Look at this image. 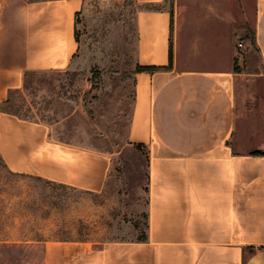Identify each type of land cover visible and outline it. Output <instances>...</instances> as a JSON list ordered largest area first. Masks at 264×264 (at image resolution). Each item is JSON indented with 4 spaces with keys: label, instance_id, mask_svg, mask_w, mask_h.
<instances>
[{
    "label": "crops",
    "instance_id": "crops-1",
    "mask_svg": "<svg viewBox=\"0 0 264 264\" xmlns=\"http://www.w3.org/2000/svg\"><path fill=\"white\" fill-rule=\"evenodd\" d=\"M135 1L136 64L163 68L133 77L128 140L148 149L147 239L45 240L43 264H264V90L246 84L264 73L235 71V32L223 13ZM238 1L252 2L264 65V0ZM82 8L83 0H0V103L27 73L75 64ZM0 157L13 173L89 192L103 190L110 169L105 153L7 112Z\"/></svg>",
    "mask_w": 264,
    "mask_h": 264
},
{
    "label": "rangeland",
    "instance_id": "rangeland-1",
    "mask_svg": "<svg viewBox=\"0 0 264 264\" xmlns=\"http://www.w3.org/2000/svg\"><path fill=\"white\" fill-rule=\"evenodd\" d=\"M175 4L201 17L223 13L228 31L235 32V71L264 73L253 41L252 2L243 9L238 0H166L162 7ZM140 8L135 0H83L75 64L64 71L31 72L23 87L9 94L3 107L44 122L54 140L105 153L110 169L103 190L89 192L13 173L0 157V264H43L45 240L99 245L133 240L145 231L148 149L128 140ZM246 84L264 90V78Z\"/></svg>",
    "mask_w": 264,
    "mask_h": 264
},
{
    "label": "trees",
    "instance_id": "trees-1",
    "mask_svg": "<svg viewBox=\"0 0 264 264\" xmlns=\"http://www.w3.org/2000/svg\"><path fill=\"white\" fill-rule=\"evenodd\" d=\"M163 3H148V4H145V5H142V8L146 9V10H163L164 8L162 7ZM253 41H255V33H254V36H253ZM255 44H256V41H255ZM172 60V50L170 52V62ZM160 69H163L161 67H148V66H140V65H137L134 73H138V72H142V71H156V70H160ZM31 73V72H30ZM29 73L26 74V76L28 75ZM10 102V99L9 97L7 98V100H5L4 102L0 103V112H7V113H10V114H13V115H17L16 113L12 112L10 109L8 108H5L3 107L5 104H8ZM19 116V115H17ZM20 117V116H19ZM22 118V117H21ZM26 119V118H25ZM136 147L140 150L142 149V146L141 145H136ZM255 154H260V152H256ZM148 216L146 214V228H145V231L143 233H141V235H139L138 238H136L137 241H145L147 239V234H146V230H147V227H148Z\"/></svg>",
    "mask_w": 264,
    "mask_h": 264
}]
</instances>
